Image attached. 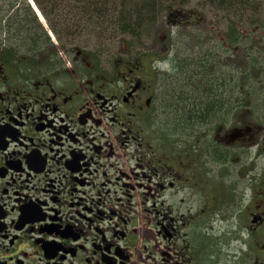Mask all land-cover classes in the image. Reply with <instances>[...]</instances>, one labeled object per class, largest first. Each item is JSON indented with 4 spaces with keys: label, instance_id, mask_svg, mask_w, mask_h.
<instances>
[{
    "label": "flooded vegetation",
    "instance_id": "1",
    "mask_svg": "<svg viewBox=\"0 0 264 264\" xmlns=\"http://www.w3.org/2000/svg\"><path fill=\"white\" fill-rule=\"evenodd\" d=\"M258 30L194 33L195 57L170 31L109 70L0 24V264H264Z\"/></svg>",
    "mask_w": 264,
    "mask_h": 264
},
{
    "label": "rangeland",
    "instance_id": "2",
    "mask_svg": "<svg viewBox=\"0 0 264 264\" xmlns=\"http://www.w3.org/2000/svg\"><path fill=\"white\" fill-rule=\"evenodd\" d=\"M3 1L4 0H0V10L2 13L7 8V6L4 4ZM21 1L22 2L25 1V3L23 4L29 6L32 14L34 16L36 15L35 17H37V23H35V25L36 27H38L37 33L39 35L43 34L44 37L48 41H50L52 46H56V48H59V51H62L61 49H64L62 48L64 47L63 43L68 45V44H71V42H74L73 45L77 44L78 47L84 48V50L86 52L88 51V53H90L91 55H96V57L98 55H100V57H105L104 59L106 60V67L109 70L113 68L117 58L123 55L124 52L122 50L127 49L128 51H130V49L136 50V49H141V47L145 48V47H148L151 44V42L154 44H160L159 41L162 38V36H167V35L169 36L170 31L172 32V36L176 35V37L174 38L179 39L181 42L180 45L178 44V48L179 46L182 47L183 50L187 52V54L192 53L194 54L193 56L195 57L197 56V53H196V49H193V47L195 46V42L193 41L194 33H197L200 31L202 34H204L203 37L205 36V34L213 36L218 33H223V34H225L224 32L229 33L228 24L230 22H232V25H234L236 29L238 28L240 30H253L254 28L252 26L255 25L254 24L252 26H248L247 24H253V23H250L246 20L241 21L240 18H238L237 16V15H241L240 13L239 14L236 13L237 15L233 13L232 15V13L228 12L226 8L225 10H223L222 8H219V6H217L215 3L213 4V0H178L177 3H174L173 0H169V2L167 0H161V1L157 0L159 1V4L157 5L158 8L156 9L155 13H152L150 17L147 16L149 18L145 22H143V18H142V21L140 20V24L142 26L140 27V30L137 32L140 35L135 36L134 34H131L128 25H126L127 28H124V29L120 28V26L117 25L115 22L116 17L118 16L117 11H116L115 12L116 16L115 18H113V24L112 22H108L107 23L108 25L105 26L106 28L108 27L110 28L107 31L104 30L103 35L105 37V40H103L101 37H97L95 35L97 30L101 28V26L98 25L96 18L92 17L91 18L92 21L89 20L87 18V15L82 10V7H80V4L77 3V0H69L67 3L68 9L72 12L73 16H74V12H80L79 15H82V20L79 23V25H77L76 27L74 25V23L76 22V19L75 20L70 19L67 22V28L69 29L71 27V29L65 32L67 33L65 35V38L61 39L59 35L62 34V28H60V26H55V21L50 16L46 17V16H43L41 13L39 14L38 12L40 11L38 9V6L36 9L32 5V3L28 4V1L30 0H16L17 3H20ZM32 1L34 2V0ZM254 2H256V0ZM21 5H16L18 8L15 7L14 9L10 10V12H7V10L10 9V8H7L3 18L7 19L11 14L18 13L19 9L23 7ZM249 7L250 9L247 11V13L245 14L243 13V17L251 16V19L253 18L261 19V21H263L264 23V9L260 10L255 3L250 4ZM129 8H130V11H135L134 9H132V7H129ZM168 8H172V9L177 8V9L183 10L185 13L194 12L197 14V17L196 19L193 18V20L190 23H187V21L183 20V25L181 23L179 24V26L178 25L171 26L167 22L168 21L167 16H169ZM197 21H199V23H197ZM52 27H55L57 30H59V34L53 31ZM79 31H82V34ZM258 31L264 32L263 28L259 29ZM255 33H258V32H255ZM183 34L189 35V37L186 36V37H183L182 39L181 36H183ZM16 36H19V35H16ZM255 36H258V35H254L253 37ZM263 39H264V36H263ZM263 39L262 41L264 44ZM65 41H67V43ZM100 41H103V42H100ZM260 42L261 41H259L258 44ZM246 46L248 47V45ZM246 46L244 45V46H238V47H240L239 50H242L243 52H245L247 56V53L251 51L244 50V47ZM99 47H101L100 48L101 51L97 52L96 49H98ZM216 47L222 48L223 45L218 42ZM220 53L222 52L217 51L218 56L221 55ZM233 54L231 53L233 62L238 59H242V60L244 59L240 57L239 53L238 54L233 53ZM252 57H254L253 54H252ZM257 58H258L257 60L258 61L261 60L264 65V54L258 53ZM244 63L245 61L242 62L241 64L243 71L246 70V66ZM261 65L262 64L257 65L258 68H263ZM237 67H239V63H237L236 61V69ZM252 71L256 73L255 70H252ZM255 73H249V74L253 75L254 77V76H257L255 75ZM259 75H264V72L260 71ZM253 100L257 108V111L255 108V114H257L256 115L257 123L263 125L264 124L263 99L261 98V95L255 94ZM261 159H262L261 166L264 169V158H261ZM210 264H217V262L216 260H213Z\"/></svg>",
    "mask_w": 264,
    "mask_h": 264
},
{
    "label": "trees",
    "instance_id": "3",
    "mask_svg": "<svg viewBox=\"0 0 264 264\" xmlns=\"http://www.w3.org/2000/svg\"><path fill=\"white\" fill-rule=\"evenodd\" d=\"M37 5L40 7L41 11L43 12L44 16L48 17L50 16L55 21V26H60L62 28V34L59 35L61 39L65 38V35L67 31L71 29V27L67 28V22L72 19L76 22L74 25L77 27L79 23L82 20V15H79L80 12H74V16L72 15V12L68 9V1L69 0H35ZM161 1V0H160ZM169 2V0H167ZM178 0H173L174 3H177ZM213 0V4L215 3L219 8H222L225 10V8L228 10V12L240 13L241 15H237L238 18H240L241 21H248L253 24H247L248 26H252L253 30L262 29L264 30V23L261 21V19L253 18L251 19V16L243 17V13H247V11L250 9V4L255 3L257 7L260 10L264 9V0ZM4 4L7 6V8H10L7 10V8L3 11V13L0 10V23L5 20L6 27L9 29L8 33L11 34V30L21 32L22 28H24L23 33L26 35L28 33H37L38 30L35 25L36 23V17L31 13L30 7L23 4L24 2L17 3L16 0H4ZM77 3L80 4V7H82V10L87 15V18L92 21V17L96 18L98 25L101 26V29H99L96 33L97 37H101L105 40L104 37V30H108L110 27L106 28L105 26L108 25V22H112L113 24V18H115L117 11L118 16L116 17V24L120 26V28H127L126 25L129 26L130 33L134 34L135 36L140 35L137 33L140 30V27L142 26L140 24V20L143 22L147 21L148 18L152 13H155L156 9L158 8L157 5L159 4V1L157 0H77ZM22 4V5H21ZM185 4V3H184ZM16 5H21V9H19L18 13L11 14L7 19H4L5 12H10V10L17 7ZM183 5V4H182ZM134 9L135 11H130V8ZM171 7V5H170ZM18 8V7H17ZM149 16V17H147ZM138 17V18H137ZM137 18V20H136ZM136 20V21H134ZM38 25V24H37ZM246 25V26H247ZM228 31L230 33H237V35H241L240 29H236L234 25H232V22L228 24ZM53 31L59 34V30H57L55 27H52ZM128 29V30H129ZM236 35V36H237ZM27 43L24 44L25 49L33 50V48L38 47V45L41 44V39L32 40L29 38H25ZM60 39V38H59ZM102 42V41H101ZM233 45H237L236 42ZM263 47L260 48L259 51H263ZM239 65L241 64V61H238ZM236 72H238V79L240 76H248L245 71L242 70V66L237 67ZM240 73H243L244 75H240ZM245 89V87H244ZM243 89V90H244ZM244 93V92H243Z\"/></svg>",
    "mask_w": 264,
    "mask_h": 264
}]
</instances>
